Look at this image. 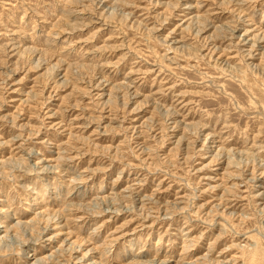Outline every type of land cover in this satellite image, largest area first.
<instances>
[{
	"label": "rangeland",
	"instance_id": "374dc122",
	"mask_svg": "<svg viewBox=\"0 0 264 264\" xmlns=\"http://www.w3.org/2000/svg\"><path fill=\"white\" fill-rule=\"evenodd\" d=\"M0 264H264V0H0Z\"/></svg>",
	"mask_w": 264,
	"mask_h": 264
},
{
	"label": "bare ground",
	"instance_id": "6f19581e",
	"mask_svg": "<svg viewBox=\"0 0 264 264\" xmlns=\"http://www.w3.org/2000/svg\"><path fill=\"white\" fill-rule=\"evenodd\" d=\"M252 54V53H251ZM250 56V55H249ZM249 56H248V58H249ZM253 56V55H252ZM250 58H251V56H250Z\"/></svg>",
	"mask_w": 264,
	"mask_h": 264
}]
</instances>
